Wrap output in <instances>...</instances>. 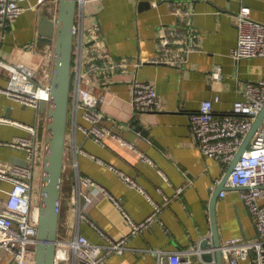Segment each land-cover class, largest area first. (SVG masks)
<instances>
[{"label": "crops", "instance_id": "1", "mask_svg": "<svg viewBox=\"0 0 264 264\" xmlns=\"http://www.w3.org/2000/svg\"><path fill=\"white\" fill-rule=\"evenodd\" d=\"M36 2L28 0L23 4L29 7ZM142 2L150 6L141 7ZM173 2L193 13L191 25H180L172 12ZM243 5L251 8L255 20L264 22V0H104L90 3L92 14L88 23L101 25L108 52L117 59L140 58L145 62L139 71L133 67L113 68L92 86L96 95L105 97L100 105L107 116L104 124L134 142L154 164L112 136H107L103 145L86 138L75 124L87 126L88 123L81 113L76 116L71 108L62 177L58 230L61 237L72 240L79 234L93 243H103L100 233L82 217L78 203L73 200H79L74 194L79 175L94 179L120 199L135 222H143L154 213L147 196L127 185L115 171L118 170L134 177L145 192L162 205V223L153 224L140 235L130 236L126 252L111 256L107 264H157L159 251L175 253L211 239L209 207L228 167L201 153L191 130L190 115L201 108L203 101L214 100L216 95L220 100L213 102L215 112L226 114L233 109L235 101L244 98L247 81L264 79V58L236 60L232 55L238 43L235 16ZM53 15L45 6L24 12L7 30L0 58L11 64L24 63L52 72L55 42L45 37L47 28L42 27V21L44 17L54 20ZM162 28L179 31L189 39L193 48L190 53L180 52L179 57L184 61L182 67L151 62L161 54L157 43ZM217 69L221 70L222 77L214 81L213 73ZM9 78L10 73L0 66V87L7 86ZM135 78L156 87L162 110L139 114L134 111L131 101ZM0 116L37 128L33 139L38 160L32 191L36 205L40 203L43 185L48 112L24 107L0 94ZM138 126L143 127L141 132L135 131ZM17 136L29 137L30 134L17 125L0 122V167L25 163L26 151L7 145ZM180 186L184 191L175 197ZM11 189L10 182L0 179V208ZM226 193L225 197L220 195L216 205L221 241L233 237L253 238L257 231L251 212L236 189ZM95 196L94 202L83 208L85 216L114 239L126 237L129 233L126 219L111 198L97 191ZM166 196L171 199L167 204ZM190 259L193 264H207L196 254ZM9 262V254L0 248V264Z\"/></svg>", "mask_w": 264, "mask_h": 264}, {"label": "built area", "instance_id": "2", "mask_svg": "<svg viewBox=\"0 0 264 264\" xmlns=\"http://www.w3.org/2000/svg\"><path fill=\"white\" fill-rule=\"evenodd\" d=\"M27 1L0 0V48L6 40L9 27L30 8L48 7V11L54 14V21H57L59 0H36L37 2L29 7L23 4ZM102 1L104 0H78L69 107L73 109L76 116L81 113L88 125L76 123V129L82 132L86 138L88 137L102 145L105 144L104 141L107 136H112L122 145L137 151L143 159L154 164L153 160L140 151L134 142L125 139L104 124L107 116L100 109V105L104 102L105 97L96 95L91 89L99 78L112 72L113 68L133 67L139 71V68L145 63L140 58L133 60L128 57L119 59L113 57L107 50L101 25L98 22L88 25V17L92 14L89 11L90 3ZM172 12L179 19L181 26L192 24L191 14L193 13L182 4L173 2ZM235 27L238 32V43L232 49L233 57L236 60L264 58V22L253 18L251 8L248 5H243L236 13ZM157 45L161 54L151 62L166 63L173 67H182L184 61L179 57L180 52L190 53L193 48L184 34L166 28L160 30ZM32 46L33 44L30 45V47ZM0 66L10 73L7 86L0 87V94L5 95L12 102H17L28 108L40 109L41 102L50 103L53 70L47 72L31 68L24 63L11 64L1 58ZM221 74V70H215L213 73L214 81L220 80ZM246 85V90L243 92L244 98L235 101L230 112L223 115L215 112L213 102L220 100V96L216 95L214 100L203 101L201 108L190 115L191 130L201 153L216 159L224 167H229L235 159L236 153L255 124L257 116L264 110V79L250 80L247 81ZM132 88L131 104L137 114L162 110L156 87L150 82L139 81L135 78L132 82ZM0 122L17 125L30 134L29 137L17 136L14 141L7 143L15 149L26 151L25 163L0 167V179L12 184V189L8 192L7 199L0 208V248L9 254V264H36L40 203L36 205L33 203L32 191L35 183V164L38 160L36 144L33 139L37 134V128L35 125L13 121L6 116H0ZM252 138L248 149L232 169L221 196L225 197L227 190L236 189L254 218L257 232L256 236L249 240L242 237L223 240L221 250L224 264H243L246 262L264 264V118L262 125ZM80 153L88 155L84 150H80ZM74 165L78 168L77 163ZM115 171L127 185L147 196L152 202L154 213L144 219L143 222H135L124 209L120 199L111 195L105 187L94 179L79 175L77 185L74 188V194L78 196L79 200H73L78 203L82 217L100 233L103 243H93L84 235L78 234L69 240L59 234L55 264H107L111 256L123 255L126 252L127 241L130 236L140 235L153 224L162 223L160 220L162 205L157 204L134 177L118 170ZM163 176L168 180L167 176L164 174ZM96 191L109 196L123 214L129 227V233L126 237L114 239L85 216L83 208H87L94 202ZM183 191V186L178 187L175 197L181 195ZM165 200L167 204L171 199L166 196ZM201 243L202 241L197 246H191L189 249L179 250L175 253L159 251L157 252V264H193L190 259L192 254L198 255L204 263L216 264L215 258L212 261H206L203 258L205 253L214 255L215 248L213 246L204 248Z\"/></svg>", "mask_w": 264, "mask_h": 264}, {"label": "water", "instance_id": "3", "mask_svg": "<svg viewBox=\"0 0 264 264\" xmlns=\"http://www.w3.org/2000/svg\"><path fill=\"white\" fill-rule=\"evenodd\" d=\"M60 6L57 21L43 18L42 27L47 40L55 42V63L52 78V96L49 104L41 102L40 108L48 112V131L46 138V150L44 157L43 185L39 208L38 242L36 246V264H55L56 246L59 238L61 191L63 185L64 158L66 151V138L68 132V119L70 113V94L72 84L74 28L76 24V12L78 0H59ZM150 6L142 2L141 7ZM264 110L257 116L256 122L248 133L243 145L235 155V159L229 165L224 179L216 187L211 199L209 211L212 235L201 243L204 248H215V254L205 253L206 261L216 259V264H224L221 250V236L218 228L217 201L221 192L225 190V184L230 177L241 156L246 152L253 139L254 133L262 125ZM142 126L136 127L135 131L141 132Z\"/></svg>", "mask_w": 264, "mask_h": 264}, {"label": "rangeland", "instance_id": "4", "mask_svg": "<svg viewBox=\"0 0 264 264\" xmlns=\"http://www.w3.org/2000/svg\"><path fill=\"white\" fill-rule=\"evenodd\" d=\"M89 21V20H88ZM88 25H89V23H88Z\"/></svg>", "mask_w": 264, "mask_h": 264}]
</instances>
